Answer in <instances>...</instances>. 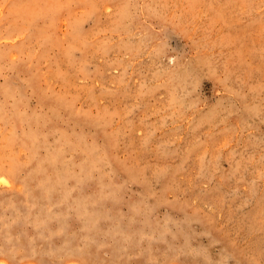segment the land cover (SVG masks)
<instances>
[{
	"label": "rangeland",
	"instance_id": "374dc122",
	"mask_svg": "<svg viewBox=\"0 0 264 264\" xmlns=\"http://www.w3.org/2000/svg\"><path fill=\"white\" fill-rule=\"evenodd\" d=\"M264 264V0H0V264Z\"/></svg>",
	"mask_w": 264,
	"mask_h": 264
},
{
	"label": "bare ground",
	"instance_id": "6f19581e",
	"mask_svg": "<svg viewBox=\"0 0 264 264\" xmlns=\"http://www.w3.org/2000/svg\"><path fill=\"white\" fill-rule=\"evenodd\" d=\"M4 264V263H3Z\"/></svg>",
	"mask_w": 264,
	"mask_h": 264
}]
</instances>
